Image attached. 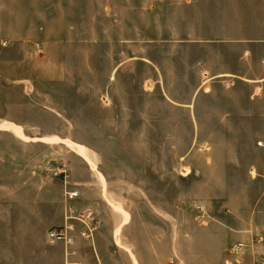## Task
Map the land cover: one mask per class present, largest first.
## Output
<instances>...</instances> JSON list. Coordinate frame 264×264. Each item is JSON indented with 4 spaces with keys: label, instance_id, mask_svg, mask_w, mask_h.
<instances>
[{
    "label": "crops",
    "instance_id": "1",
    "mask_svg": "<svg viewBox=\"0 0 264 264\" xmlns=\"http://www.w3.org/2000/svg\"><path fill=\"white\" fill-rule=\"evenodd\" d=\"M164 9L162 27L178 28V32L155 34L152 29L155 31L159 25L153 20L146 26L148 34L140 36L138 20L132 21L134 34L112 37L115 46L128 48L125 53L120 52L125 55L124 60L116 63L109 74L105 71L97 74L107 79L104 91L111 101L112 89L119 85L124 70H129L131 77L144 75L141 83L148 88V99L155 101V106H147L146 116L133 115L132 105L130 115L118 116L107 123L195 126L189 146L183 130L179 131L178 137L183 147L172 150L169 140L168 146L162 149L163 161L165 157L170 161V156H177L187 173L180 177L178 185L173 186L168 180H155L150 175L144 181L133 180L127 186L122 180L110 182L102 174L97 180H73L80 198V202L77 199L74 203L81 205L83 200L92 201L87 209L94 210L99 220L94 241H78L79 246L86 245L90 249L82 256L86 264H168L170 261L174 264H229L234 255L229 245L231 237L237 236L245 242L255 232L264 239V0H179L177 9H167V6ZM130 10L138 13L146 10L145 13L155 19L156 11L152 6ZM58 20L56 5L53 10L51 4L50 14L44 16L41 0H0V73L8 85L6 90L24 92L27 88H23L21 82L33 83L35 92L40 91L37 87L43 84L68 82L75 90L73 79L77 64L70 54L71 44L77 45L76 49L72 46V51L82 55L83 81L90 82V62L94 59L89 48L91 38L71 41L61 38L56 30L53 34V28H58ZM140 44L145 47L167 45L169 51L140 53ZM102 54L100 57H107ZM113 57L117 58L116 55ZM87 87L88 84H84L82 90L87 91ZM140 90L144 89L136 88L134 92ZM119 106L113 102L105 108L112 111ZM11 108L23 113L26 105L20 102ZM20 117L6 115L0 117V123L10 125L4 127L22 136L19 123L25 120ZM76 149H81V157L95 167L86 147L78 145ZM113 185L129 187L130 200L113 193L110 190ZM22 186L0 181V211L4 217L0 223V264H50V253L40 245L11 242L12 188L21 189ZM36 187L44 188L39 196L46 203H42L41 208L50 212L49 217H43L44 228L63 225L68 211L61 187L53 181H41ZM95 188L99 202L90 191ZM18 194L20 198L27 197ZM120 197L122 204L132 205L129 211L124 209L129 213L130 221L128 218L124 221L122 215L114 221L107 220L103 216L105 204L101 200L105 199L108 204L112 198ZM142 202L147 205V210L153 211L154 217L155 205L175 204L173 215L157 208L161 220L172 226L163 227V231L155 226L151 229L156 232L153 235L167 237L162 246L154 241L135 243L129 234L124 236L121 231L128 222L130 227L133 226L136 217L141 225H149L141 214L139 206ZM187 203L198 205L201 221L208 220L212 227L187 228ZM33 207L39 208V204ZM75 207L74 210L78 208ZM137 224L135 236L149 233L145 226ZM187 235L213 239L207 243L193 241L187 244ZM19 236L27 242L36 234L28 225ZM120 241L132 247L135 259L131 257L127 262L107 253V246L121 247ZM30 251L33 253L28 257ZM12 252H18L17 260H12ZM259 252L264 254V240L259 244ZM160 254L162 258H155L161 257Z\"/></svg>",
    "mask_w": 264,
    "mask_h": 264
},
{
    "label": "rangeland",
    "instance_id": "2",
    "mask_svg": "<svg viewBox=\"0 0 264 264\" xmlns=\"http://www.w3.org/2000/svg\"><path fill=\"white\" fill-rule=\"evenodd\" d=\"M41 2L44 16L50 14L51 4L53 10H55V5L58 10V28H53V34L56 30L61 38L71 41H74V39H80L78 41H81L83 37L91 38L89 48L91 55L94 57L90 62L92 75L90 82L88 80L83 81L82 55L72 51V46L75 49L77 48L76 44H71L69 47L70 54L73 55V61L77 64L75 79H73L75 90H72V86L68 82V84L51 86L43 84L37 87L40 91L35 92L33 83L21 82V86L27 88V90L22 93L9 92L5 89L8 85L6 86V82H3L6 80L0 73V117L6 115L10 117L21 116L20 118L25 120L24 123H19L22 136L10 128L4 127L8 124L0 123V181H9L12 185H23L21 189L12 188V191H14L10 212V239L12 244L21 242L31 244L34 247L40 245L50 253L52 258L50 264H62V255H64V264H66L67 254L64 244L50 240L48 234L53 227L50 229L44 228L42 224L44 215L49 217L50 212L42 211L41 204L45 201L39 195L44 188L36 187L37 183L53 181L54 184L61 187L66 202V210L68 211L65 218L72 217L73 213H75L74 217H77L79 213L90 210V208H87L92 204L90 200H83L84 202L81 205L80 203L76 204L74 202L77 199V202H80V198H70V194L76 192L77 187L75 184L73 185V180H97L101 179L102 174L110 182L122 180L123 185L127 186L133 180L144 181L150 175V177H153L152 179H165L171 182L172 186L178 185L180 177L186 176L187 171L180 166V160L177 156H170V161L169 157H165V161H163L162 149L165 145L168 146L169 140L172 150L183 147L182 141L179 144L178 140L179 131L182 132L183 130L186 134L187 146H189L193 139L195 126L166 123H107L108 120L112 121L118 116L130 115L132 105L134 108L133 115L146 116L147 106L154 104L155 101L148 99V88L144 82L141 83L145 78L144 75L138 77L133 75L131 77L130 71L124 70L119 85L112 89L113 99L111 101L109 95L104 91L107 79L97 74L99 71H105L109 74L114 65L125 57L120 52L125 53L128 48L115 46L112 37L118 35L125 37L131 35V33L134 34V30L132 32L130 25L132 21L136 22L138 20V34L140 36L148 34L146 26L151 25L150 23L153 20L159 25L155 28V31L152 29L155 34L164 32L168 34L169 31L178 32V28H163L162 23L163 15L166 12L164 7L177 9L179 0H41ZM148 5L155 9V19L149 17L145 13L146 10L144 13H140L143 12L140 10L139 13L130 10L134 7L146 8ZM165 46L167 45L158 44L145 47L140 44L139 51L140 53L147 50L149 53L169 51ZM191 50H195V48ZM100 53L107 55V57H100ZM109 54L110 56H108ZM39 55L41 54L39 53ZM115 55L117 58L113 57ZM21 74H24L23 70H21ZM84 84H88V90L85 92L82 90ZM136 88L144 90L136 93L134 92ZM20 102L26 105L23 113H18L16 109L11 108L12 105ZM113 102L120 106L112 111L107 110L105 107L110 106ZM54 104L61 107H54ZM152 106H155V104ZM54 136L55 138H53ZM78 145L84 149L86 147L85 150L90 154L89 156L95 167L89 165L83 156L84 159L81 157L76 149ZM97 190L96 188L90 190L93 191L96 198ZM110 190L113 193L115 192L116 195L130 200L129 187L116 188L113 185ZM18 193L25 194L27 197L20 198ZM120 199L122 197L117 200L112 198L108 204L105 199L104 201L101 200L105 204L102 209L103 216L107 220L114 221L115 218H120L121 215L124 217V221L127 218L129 219L128 216L130 215L124 209L129 211L132 205L122 204ZM97 200L100 201L99 198ZM144 202L139 207L142 210L141 214L144 215L145 222L148 221L149 225L147 227L144 223L141 225L136 217L133 226L130 227V222H128L121 227V231L124 232V236L129 234V238L133 239L135 243L145 244L148 241L150 243L154 241L162 246L164 239L167 237L155 235L156 232L151 229L155 226L156 229L161 228V231H163V227L168 229L172 226L161 220L160 211L157 208L160 210L165 209L173 215L175 214V204H157L156 207L153 205L157 210H155L156 215L154 217L153 211L147 210V205L143 204ZM35 204H39L40 209L33 207ZM73 206L79 209L75 207L76 210H74ZM197 206L187 203V228L201 230L203 227H212L208 220L201 221L200 217L202 215L199 214L200 208ZM90 211L93 212L95 217L96 231L93 233L95 237L99 220L94 210L91 209ZM148 216L152 220L148 219ZM2 219L4 217L0 211V223ZM135 224L139 227L145 226L149 233L135 236L134 231L137 227ZM28 225L35 231L36 236H31L33 237L31 241L25 242L24 237L21 238L19 233ZM75 226L76 232L74 231L72 236H74L78 245L80 256L87 255L90 249L86 245L79 246L78 243L79 240H84L81 236L83 228L78 223ZM231 238L232 241H229V245L234 251V255L231 257L229 264L264 263V254L259 252V244L264 240L263 237L253 232L249 241L244 242L237 236ZM212 239L213 237L210 236H186L187 244L193 241L195 243H207L211 242ZM88 241L93 242L94 240ZM106 249L107 253L117 255L119 259L127 262L131 257L136 258L132 247H127L124 244L121 247L110 245ZM32 253L33 251H30L27 256L29 257ZM160 256L155 258H162L163 255L160 254ZM18 258V252H12V260ZM81 260L83 264H86V260L82 257ZM96 260L98 263L97 255ZM168 264L174 263L170 261Z\"/></svg>",
    "mask_w": 264,
    "mask_h": 264
},
{
    "label": "built area",
    "instance_id": "3",
    "mask_svg": "<svg viewBox=\"0 0 264 264\" xmlns=\"http://www.w3.org/2000/svg\"><path fill=\"white\" fill-rule=\"evenodd\" d=\"M78 197L77 192H72L70 198ZM75 215V213H73ZM67 217L65 223L58 227H53L48 234V237L52 241L62 242L66 250V264H83L81 260L78 245L76 244L74 236L75 225L81 224L83 231L81 236L84 240L94 239L93 233L96 231L95 217L92 211L86 210L83 213H79L77 217ZM76 232V231H75ZM264 264V263H263Z\"/></svg>",
    "mask_w": 264,
    "mask_h": 264
},
{
    "label": "bare ground",
    "instance_id": "4",
    "mask_svg": "<svg viewBox=\"0 0 264 264\" xmlns=\"http://www.w3.org/2000/svg\"><path fill=\"white\" fill-rule=\"evenodd\" d=\"M78 152L81 153V154H83V151H81V149H79ZM86 153H87V152H86ZM86 153H85V154H86ZM87 155H88V154H87ZM87 155H86V156H87ZM87 157H88V156H87ZM87 157H86V158H87ZM88 160H90V159H88ZM89 162H90V161H89Z\"/></svg>",
    "mask_w": 264,
    "mask_h": 264
}]
</instances>
